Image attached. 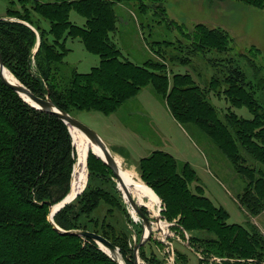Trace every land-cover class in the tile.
I'll return each mask as SVG.
<instances>
[{
  "label": "rangeland",
  "instance_id": "1",
  "mask_svg": "<svg viewBox=\"0 0 264 264\" xmlns=\"http://www.w3.org/2000/svg\"><path fill=\"white\" fill-rule=\"evenodd\" d=\"M86 2L95 12H88L91 28L98 31L93 52L54 24L43 8L63 6L59 10L68 26L86 30L87 10L75 11ZM17 18L30 21L48 56L56 57L46 67L52 68L49 79L40 75L32 57L36 44L28 50L29 69L18 66L7 35L8 23ZM0 48L17 81L39 95L53 93L71 116L103 136L114 154L120 180L95 155L103 157L101 150L88 142L86 184L60 214L66 223L109 240L126 264L125 254L133 259V247L144 233L121 186L133 183L128 189L153 223L150 240L137 253L139 264H237V257L264 258L263 3L0 0ZM5 95L0 88V96ZM26 113L49 133L70 136L71 184L79 158L74 134L51 118ZM155 156L160 159L153 165L142 161ZM66 196L49 202L47 223L59 227L49 215ZM161 211L173 217L163 218ZM222 231L225 237L219 238ZM64 245L69 251L86 245V252L111 258L85 237L64 239Z\"/></svg>",
  "mask_w": 264,
  "mask_h": 264
},
{
  "label": "trees",
  "instance_id": "2",
  "mask_svg": "<svg viewBox=\"0 0 264 264\" xmlns=\"http://www.w3.org/2000/svg\"><path fill=\"white\" fill-rule=\"evenodd\" d=\"M253 1L264 4V0ZM87 3H84V6L81 5L79 8L77 5L75 11L78 13L79 10H87V15H83L86 17L87 28L90 31L77 26L72 28L68 26L67 21H65L63 14L59 10V8L63 7L61 5L58 7L55 5H49V7L44 5L43 8L54 19V24L61 25L63 29L68 31V36L73 35L75 38H79L85 50L93 52L92 44L98 31L91 28L88 12L93 15L95 12ZM52 7L55 9H51ZM3 21L8 20L4 19ZM16 21L8 23L7 35L13 47V56L18 66L23 69L26 67L29 69L30 58L28 50L33 45H37L39 40V46L36 52L34 49L32 57L40 75L45 77V79H49L48 72H51L52 68L48 70L49 68L46 67L50 66L51 62L56 61V57L48 56L42 35L37 33L30 21L24 18H17ZM5 24L7 25V23ZM57 32L58 30L54 31V33ZM0 55L5 68L9 67L7 60L3 58L1 48ZM27 58L29 61H27ZM230 74L231 80L240 83L233 74ZM76 77L78 80V75L73 73V83H75ZM21 84L26 86L34 95L45 97V94L39 95L31 86L24 83ZM241 87L244 86L241 85ZM0 88L6 93L5 96H0V264H118L111 258L99 257L93 253L86 252V245H81L77 250L69 251L64 245V239L71 240L77 236L61 234L55 229L56 224L51 225L45 221V209L49 202L61 199L68 195L70 191L69 180L72 173L70 136L61 138L49 133L47 129L34 124L26 111L51 118L68 134L67 125L56 116L30 106L15 91L7 87L1 79ZM246 91L251 100L255 102L251 90L246 89ZM47 96L56 107L71 114L54 98L53 93L50 95L49 91ZM90 156L88 154L87 165ZM157 156L143 159L142 161L146 163L152 162L153 165L157 161ZM163 157L169 158L167 155ZM99 161L112 174L107 165L102 160ZM164 161L167 164L168 160L164 159L163 164ZM171 164L174 163L172 162ZM158 165L161 166L162 162H159ZM146 185L153 190L159 199H162L154 184L147 183ZM61 191L60 197L55 199V195ZM162 200L166 202L164 198ZM68 205H65L64 208L54 215L56 223L59 225L57 227L63 231L77 230L66 223L60 216ZM140 210L145 216H148L144 207H141ZM165 214L169 218L173 217L171 212L163 213L161 211L163 218H165ZM180 222H177V224L189 233L188 229ZM237 233L238 231L234 233V243L238 240ZM222 237H225L224 231L219 234V238ZM127 257L128 253L125 254L126 260L124 262L133 264V259L128 260ZM234 259L237 264H245L247 262L264 264V258L260 256H244ZM155 263L161 264L156 260Z\"/></svg>",
  "mask_w": 264,
  "mask_h": 264
},
{
  "label": "water",
  "instance_id": "3",
  "mask_svg": "<svg viewBox=\"0 0 264 264\" xmlns=\"http://www.w3.org/2000/svg\"><path fill=\"white\" fill-rule=\"evenodd\" d=\"M39 46V40L35 48V52ZM5 66L3 64L1 55H0V79L1 81L10 89L15 91L26 103H28L30 106L42 110L45 113L52 114L59 118L61 121L64 122V124L67 125V128L70 130L69 127L75 128L77 131L82 133L89 142V145H93L97 147L98 149L101 150V153L103 154V157L98 156L96 153L95 155L99 157L106 165L107 167L111 170L112 174L116 178L119 177V169L115 163L114 157L107 148L106 144L103 142L101 137L97 135L92 129L81 123L79 120L71 116L69 113L60 110L58 107L54 105V103L49 99L48 96L45 97H39L34 95L26 86H24L21 83H13L10 82L5 76H4V70ZM25 97L27 99H25ZM92 147V146H91ZM89 154V150L87 151V157ZM87 157H86V165H87ZM120 180V179H119ZM121 184L123 182L121 181ZM123 188V191L125 193L126 201L129 203L130 207L135 211V213L138 215V217L141 220L142 227L144 229V233L139 240L137 244L133 247V264H139L137 260V253L140 249L141 246H144L151 238L152 233H153V223L145 216L142 211L140 210V205L137 203V201L134 200L131 192L129 191L128 187L126 185H121ZM70 189H71V184H70ZM69 194V193H68ZM68 196V195H67ZM67 196L65 197L64 201L58 205V207L50 212L49 217L52 219L54 215L59 212L62 208L65 207V205L69 204L71 200L67 199ZM52 222V220H50ZM53 224V222H52ZM55 229L61 233V234H69V235H75V236H80V237H85L87 239H90L96 243H98L100 246H103L106 248L110 254L118 253L116 247L106 238H104L101 235H98L93 232H88V231H80V230H70V231H63L57 226H55ZM145 230L146 233H145ZM102 248V247H101ZM120 256V255H119ZM111 257L112 260L116 261L118 264H124L122 263V258L120 256V260L118 258L113 257L112 255L109 256Z\"/></svg>",
  "mask_w": 264,
  "mask_h": 264
},
{
  "label": "bare ground",
  "instance_id": "4",
  "mask_svg": "<svg viewBox=\"0 0 264 264\" xmlns=\"http://www.w3.org/2000/svg\"><path fill=\"white\" fill-rule=\"evenodd\" d=\"M4 76L13 83H20L17 81L8 71L7 69L4 70ZM25 99H27L25 97ZM71 134H74L73 138L77 146V150L79 152V158L77 161V165L75 166V172L72 175V183H71V189L69 191V194L67 196L68 200H72L75 198V196L85 187L86 184V159H85V152L88 144V139L79 131H77L75 128L69 127ZM72 131L74 133H72ZM60 205V204H59ZM58 207L55 206L52 208V211L55 210ZM105 251L109 253V251L101 246ZM113 257L118 258L120 260V256L118 253L111 254Z\"/></svg>",
  "mask_w": 264,
  "mask_h": 264
},
{
  "label": "crops",
  "instance_id": "5",
  "mask_svg": "<svg viewBox=\"0 0 264 264\" xmlns=\"http://www.w3.org/2000/svg\"><path fill=\"white\" fill-rule=\"evenodd\" d=\"M101 137V136H100ZM101 139L106 143V146H108V143L106 142V140H105V138L102 136L101 137ZM109 147V146H108ZM112 153V152H111ZM112 155H114L113 153H112ZM127 187L129 188V187H134V184L132 183V185H129L128 183H127Z\"/></svg>",
  "mask_w": 264,
  "mask_h": 264
}]
</instances>
